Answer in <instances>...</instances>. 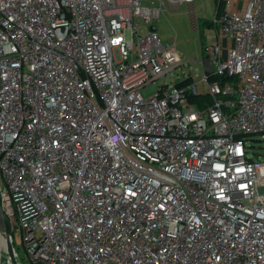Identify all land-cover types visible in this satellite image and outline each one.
I'll return each mask as SVG.
<instances>
[{
	"label": "built area",
	"instance_id": "2783aa9c",
	"mask_svg": "<svg viewBox=\"0 0 264 264\" xmlns=\"http://www.w3.org/2000/svg\"><path fill=\"white\" fill-rule=\"evenodd\" d=\"M155 1L0 0V206L26 264H264V0H222L201 71L144 96L183 61Z\"/></svg>",
	"mask_w": 264,
	"mask_h": 264
},
{
	"label": "rangeland",
	"instance_id": "374dc122",
	"mask_svg": "<svg viewBox=\"0 0 264 264\" xmlns=\"http://www.w3.org/2000/svg\"><path fill=\"white\" fill-rule=\"evenodd\" d=\"M161 1L163 4L161 5L160 17L154 20L151 25L155 27L158 36L164 43H172V40L175 41L178 49L183 55V61L182 64L166 76V78L144 89L142 92L144 96L154 93L156 87L161 84L172 85L189 75L193 76L201 71V67L194 60V58L200 60V40L196 22H198L201 42L205 41L211 43L215 40L214 34H211L210 40L205 38V34L210 31L205 23H207L208 20H212L215 16V5L213 0H193L194 16L191 15L190 7L186 3H182L178 6L170 4L167 0ZM159 5V0H156L155 7H159ZM200 90L202 92L206 91L203 87H201ZM247 144L252 146L248 155L255 160L264 161V139L260 138V136L252 137L250 140H247ZM261 191H264V188H262ZM0 235L3 236L1 231ZM13 246L19 257L20 263L26 264L19 231L13 236ZM0 262L2 264H12L6 253V244L4 240L0 242Z\"/></svg>",
	"mask_w": 264,
	"mask_h": 264
},
{
	"label": "water",
	"instance_id": "95a60500",
	"mask_svg": "<svg viewBox=\"0 0 264 264\" xmlns=\"http://www.w3.org/2000/svg\"><path fill=\"white\" fill-rule=\"evenodd\" d=\"M0 231L2 232V235L5 239L6 253L10 261L12 262V264H18L16 257H15L14 248L11 242V232L9 228V223H8L7 217L4 211L2 210L1 206H0ZM0 264L2 263L0 262Z\"/></svg>",
	"mask_w": 264,
	"mask_h": 264
},
{
	"label": "trees",
	"instance_id": "16d2710c",
	"mask_svg": "<svg viewBox=\"0 0 264 264\" xmlns=\"http://www.w3.org/2000/svg\"><path fill=\"white\" fill-rule=\"evenodd\" d=\"M214 1V5H215V15L218 16L221 11H222V8H223V4H222V0H213ZM208 25V27H211V23L208 24V23H205ZM189 80H187L184 84L188 83ZM203 101V99H202Z\"/></svg>",
	"mask_w": 264,
	"mask_h": 264
},
{
	"label": "bare ground",
	"instance_id": "6f19581e",
	"mask_svg": "<svg viewBox=\"0 0 264 264\" xmlns=\"http://www.w3.org/2000/svg\"><path fill=\"white\" fill-rule=\"evenodd\" d=\"M3 240L5 241L4 237L0 235V242Z\"/></svg>",
	"mask_w": 264,
	"mask_h": 264
}]
</instances>
